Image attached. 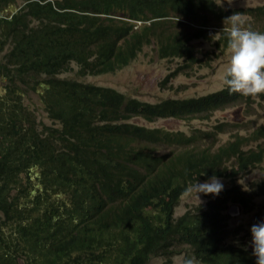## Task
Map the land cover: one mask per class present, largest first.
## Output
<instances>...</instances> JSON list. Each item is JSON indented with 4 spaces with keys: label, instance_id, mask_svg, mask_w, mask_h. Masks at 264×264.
<instances>
[{
    "label": "trees",
    "instance_id": "16d2710c",
    "mask_svg": "<svg viewBox=\"0 0 264 264\" xmlns=\"http://www.w3.org/2000/svg\"><path fill=\"white\" fill-rule=\"evenodd\" d=\"M216 5L0 0V264H147L153 258L175 264L179 255L194 256L199 264H256L244 249L246 240L236 243L239 234L232 236L222 211L228 202L249 209L264 197V183L247 189L237 183L240 174L264 161V125L250 137L232 135L220 145L217 130L225 132V125L195 128L189 136L132 123L138 116L208 119L232 103L248 105L251 96L223 90L152 104L83 81L132 64L151 41L160 58L190 57L191 67L198 62L193 41L234 13ZM240 12L253 17L248 29L264 33V5ZM197 19L204 29L190 28ZM31 94L53 127L38 121ZM202 139L212 141L210 148L196 147ZM167 142L175 151L158 154L156 147ZM214 175L228 179L233 189L175 218L185 189ZM64 189L68 197L61 192V206L57 196Z\"/></svg>",
    "mask_w": 264,
    "mask_h": 264
},
{
    "label": "rangeland",
    "instance_id": "374dc122",
    "mask_svg": "<svg viewBox=\"0 0 264 264\" xmlns=\"http://www.w3.org/2000/svg\"><path fill=\"white\" fill-rule=\"evenodd\" d=\"M215 1L217 4H219L216 6L221 7L222 9L231 10L234 13H240L244 22L243 26L246 28L250 26L253 17L250 15H243L240 11L243 10V12H247L249 9L264 5V0ZM219 24L221 26H225L224 22H220ZM253 25H256L255 22ZM189 26L195 31L203 27L201 20L195 21V25L189 24ZM216 30L217 26L212 25L209 30L211 35L208 39L214 40L216 42H210L207 40L202 42L200 39L196 41L197 51L200 52V54L197 55L200 59V64L197 62L198 64L196 63L195 65L191 66L190 70L186 69L177 71V69H180L178 67L183 64L181 60L182 57H173L172 59L160 58V48H158L157 42L151 41L150 44H147V47H143V49L138 52V58H135L136 61H134L130 66L114 74L89 76L83 78V81L104 87H112L131 97H136L144 102L152 104L161 102V100L164 99L184 100L187 98L200 97L219 91L226 85L224 81L227 76V69L231 53L229 50H226V46H224L222 42L221 44L217 42L221 40L224 35L226 36V32H222L223 29L220 28V30L217 32V35V33H214ZM206 53L209 54L207 55ZM73 76L74 73L63 75V77ZM165 79H168V81L165 82ZM163 83H165V86H162ZM167 84L171 89H164ZM3 92L4 90L2 89V85H0V94H3ZM30 97L31 104L38 108L40 118H42L46 124L52 126L53 123L47 118L39 97L35 94H31ZM260 97L261 94L251 96V105L254 112L253 114H249L250 109L244 110V107L237 106L232 107V109L227 111L218 112L208 119L202 118L200 116L204 121L200 119H163L155 123H149L144 120L136 119L134 122L148 128L158 126L174 131H186L188 133H190L195 128H216L218 125L226 124L224 128L226 132L219 134L220 145H223L228 140V134L229 137L232 135L235 136L236 133H240L243 136L246 134L245 136L250 137L256 128V132L262 128L264 125V98ZM233 129L239 130L230 133V131ZM217 131L220 133V130ZM258 138H261V136H258ZM259 143L260 142L253 143V147H256ZM159 147L161 149L159 152L160 154L169 151V147L167 145H160ZM220 180L224 185V190L230 189L231 182L228 179L221 178ZM258 181L264 182V164L259 167L257 166L252 168L247 173H243V175L238 178L237 183L240 185H245L247 189L251 187L252 183ZM204 182L206 181L199 183ZM256 186H259V184H256L254 187ZM200 201L196 197L195 193H192L191 196H183L176 210V216L180 217V215L182 216L188 210L195 209L198 206L202 207L203 205L201 204L212 202L209 201V196L206 198V196L203 194H200ZM233 205H236V207L235 210H233L234 213L231 215L230 209ZM205 210L210 212V207L207 206ZM226 215L229 216L228 219L231 221V223H228V228L230 230L234 231V233H237L239 229L241 234L247 233V235H251L252 237L250 231L252 225L264 222V197H260L255 200L249 209L244 208L242 205L231 203L228 210H226ZM98 239L101 246H106L99 236ZM98 239H93V241L98 244ZM180 252L184 253L183 249H180ZM174 253H177L176 250H174ZM183 259L184 256L179 255V257L174 259L175 264H182ZM147 264H162V260L159 258H153L148 261Z\"/></svg>",
    "mask_w": 264,
    "mask_h": 264
},
{
    "label": "clouds",
    "instance_id": "9594fccd",
    "mask_svg": "<svg viewBox=\"0 0 264 264\" xmlns=\"http://www.w3.org/2000/svg\"><path fill=\"white\" fill-rule=\"evenodd\" d=\"M243 24L244 22L240 13H234L224 20L225 27L222 32H226L228 35L227 48L231 53V57L227 69V76L224 81L226 85L223 89L213 93L229 90L230 93H238L245 96H256L261 94V97L264 98V33L250 30L244 27ZM181 60L183 64L178 67L180 69H177V71L190 70L191 67L188 61L193 60H191L190 57ZM199 61L200 59L198 58V62ZM232 106L233 103L225 107L226 111L232 109ZM246 108L250 109L249 114L254 113L251 104ZM262 129L263 127L260 130ZM237 130L239 129H233L230 133ZM210 133H214V130ZM254 134L255 133L251 135ZM191 135L192 133H189V136ZM235 135L240 136L241 134L236 133ZM227 138L229 140V134ZM211 145V140L202 139L197 143L196 147L208 149ZM230 162L231 160L226 163L230 164ZM230 189L233 188L230 187ZM223 190L224 185L222 181L214 175L210 180L204 183H199L197 181L195 184H190L181 195L191 196L192 193H195L200 201V194L205 196H219ZM228 203L227 209L223 208L225 209L222 211L223 215H226V210H228L231 204V202ZM235 207L236 205L232 206L233 209H235ZM231 211L233 212V210ZM229 223H231L230 220ZM250 231L252 234V254L256 257V264H264V222L252 225ZM237 234H241L239 229ZM235 235L236 233L232 231V236ZM241 236H247V233H243ZM241 240H243V237ZM182 264H199V261L193 256L184 258Z\"/></svg>",
    "mask_w": 264,
    "mask_h": 264
},
{
    "label": "bare ground",
    "instance_id": "6f19581e",
    "mask_svg": "<svg viewBox=\"0 0 264 264\" xmlns=\"http://www.w3.org/2000/svg\"><path fill=\"white\" fill-rule=\"evenodd\" d=\"M194 21H198V19L197 20H194ZM193 22V21H192ZM213 26L215 25V26H217V30H216V32H214V33H217L219 30H220V28H222V29H224V27L225 26H221L219 23H214V24H212ZM210 28H211V26L209 27V29H207V31H208V33H206V34H201V35H199L200 36V40L202 41V42H204V41H210V42H216V41H214V40H208L209 39V36L211 35L210 34ZM202 29H204V27H202ZM213 30V29H212ZM218 34V33H217ZM226 34V36L224 35L223 37H222V39L221 40H219V41H217V42H219L220 44H221V42H222V44L224 45V46H226V50H228V48H227V40H228V35H227V33H225ZM214 36V35H213ZM214 38V37H213ZM218 38V37H217ZM199 39H196V40H194L193 41V45H194V47H195V49H196V56L198 55V54H200V52H198L197 51V46H196V41L197 40H199ZM217 46V45H216ZM214 47V46H213ZM221 47V46H220ZM217 49V48H216ZM221 49V48H220ZM222 50V49H221ZM225 50V51H226ZM223 51V50H222ZM224 51V52H225ZM217 52V51H216ZM224 52H221V53H224ZM226 53V52H225ZM207 54V53H206ZM212 54V53H211ZM203 55V54H202ZM208 55V54H207ZM214 55V54H213ZM217 55V54H216ZM220 56V55H219ZM204 57V56H203ZM212 57V56H211ZM216 57V56H215ZM205 58V57H204ZM197 59H198V56H197ZM206 59H208V58H206ZM205 60V59H204ZM209 60V59H208ZM198 64V63H197ZM199 64H200V61H199ZM131 65V64H130ZM130 65H128V66H130ZM128 66H126V67H128ZM193 66V65H192ZM126 67H124V68H126ZM124 68H122V69H124ZM122 69H119V70H117V71H114V72H110V73H106V74H114V73H116V72H118V71H120V70H122ZM106 74H103V75H106ZM95 76H99V75H95ZM0 85H2V89L4 90V88H3V84L2 83H0ZM96 85V84H95ZM107 88H112V87H107ZM112 89H114V88H112ZM115 90H117V89H115ZM118 91V90H117ZM118 92H120V91H118ZM120 93H123V92H120ZM123 94H125V93H123ZM127 95V94H126ZM129 96V95H128ZM129 97H131V96H129ZM134 98H136V97H134ZM137 100H139V101H141V102H144V101H142V100H140V99H138V98H136ZM251 101H252V98H251ZM144 103H147V102H144ZM252 103V102H251ZM251 103H248V105H250ZM248 105H246V104H243V105H237V106H240V107H244V110H249V109H247L246 107L248 106ZM237 106H235V107H237ZM44 109V108H43ZM36 110H37V114H38V116H39V118H38V121L40 122V123H45L46 124V122H44V120L42 119V118H40V115H39V113H38V108H36ZM221 111H226V109H222V110H219V111H217V112H215L212 116H214L216 113H218V112H221ZM45 112V111H44ZM45 114H46V116H47V118L49 119V117H48V115H47V113L45 112ZM211 116V117H212ZM136 119H139V120H144V121H146V122H149V123H155V122H157V121H160V120H163V119H175V120H180L179 118H174V117H171V118H163V119H157V120H151L150 118H146V116H138V117H135L133 120H132V123L134 124V125H138V126H141V127H144V128H147V129H155V128H158L157 130H159V131H161L162 133L163 132H167V133H173V132H177V133H179V132H184V133H186L187 135H189V133L188 132H186V131H174V130H170V129H167V128H164V127H158V126H154L153 128H148V127H145V126H142V125H140V124H137V123H135L134 121L136 120ZM149 121H148V120ZM50 120V119H49ZM193 120H197V119H193ZM47 121V120H46ZM52 121V120H51ZM53 122V121H52ZM50 123V122H49ZM43 125V124H42ZM46 125H48L49 126V124H46ZM221 125H225L226 126V124H221ZM44 126V125H43ZM54 126V124L52 125V127ZM218 126H220V125H218ZM225 126H224V128H225ZM38 127V126H37ZM35 127H33V129H34ZM31 129V128H30ZM255 130H257V128L255 129ZM41 131V130H40ZM44 132H46V130H44ZM220 133L219 134H222V133H225V132H221V131H219ZM36 133V132H35ZM26 134V133H25ZM27 134H28V132H27ZM45 134V133H44ZM51 134V133H50ZM174 134V133H173ZM23 135V134H22ZM30 135V134H29ZM40 135V134H39ZM20 136V135H19ZM37 136V135H36ZM241 136H243V135H241ZM245 136V135H244ZM29 137V136H28ZM247 137V136H246ZM21 138V137H20ZM34 138V137H33ZM52 138V137H51ZM23 139H25L24 137H23ZM29 139H31V137H29ZM3 141H6V140H4L3 139ZM9 141V140H8ZM11 141H12V139H11ZM24 141V140H23ZM23 141H21V142H23ZM34 141V140H33ZM54 141V140H53ZM18 142H19V140H18ZM29 142V141H28ZM31 142V141H30ZM44 142H45V139H44ZM8 143V142H7ZM23 143H27V142H23ZM38 143V142H37ZM5 144V142L3 143V145ZM19 144V143H18ZM22 144V143H21ZM39 145H40V143H38ZM52 144V143H51ZM156 144V143H155ZM161 144V143H160ZM11 145V144H10ZM29 145V144H28ZM44 145V144H43ZM53 145V144H52ZM168 147H169V151L168 152H166V153H169V152H174L175 151V149H176V145L174 146L173 144H170V143H168L167 142V144H166ZM224 145V144H223ZM0 146H2V145H0ZM8 147H9V145H7ZM22 146H23V144H22ZM34 146V145H33ZM32 146V147H33ZM38 146V145H37ZM56 146V145H55ZM44 147V146H43ZM216 147H219V146H216ZM3 148V147H2ZM5 148H6V146H5ZM5 148H3V150L5 149ZM24 147H22V149H23ZM39 148H40V146H39ZM46 148H48V147H46ZM157 148V153L158 154H160L159 152L161 151V149H160V147L159 146H157L156 147ZM7 149V148H6ZM34 150L36 149V148H33ZM41 149H43L42 147H41ZM45 149V148H44ZM58 149V148H57ZM20 150V149H19ZM23 150H25V148L23 149ZM48 150V149H47ZM36 151H37V149H36ZM45 151V150H44ZM49 152H50V150H48ZM151 151V150H150ZM20 152H23V151H21L20 150ZM38 152V151H37ZM46 152V151H45ZM26 154H27V152H25ZM30 153H31V150H30ZM30 153H28V154H30ZM32 153H33V151H32ZM40 154V153H39ZM41 154H43V153H41ZM65 154H67V153H64V155ZM162 154H165V153H161L160 155H162ZM21 155V154H20ZM31 155V154H30ZM33 155V154H32ZM38 155V154H37ZM72 155V154H71ZM25 156V155H24ZM29 156V155H28ZM44 156V155H43ZM66 156H68V155H65V157ZM26 157V156H25ZM34 157V156H33ZM37 158H38V156H37ZM49 159V158H48ZM53 159V158H52ZM73 159V158H72ZM264 159V158H263ZM38 160H40V157H39V159ZM49 160H51V159H49ZM49 160H47V161H49ZM69 160V159H68ZM36 161V160H35ZM34 161V162H35ZM57 161V160H56ZM37 162V161H36ZM53 162V161H52ZM58 162V161H57ZM56 162V163H57ZM262 162V161H261ZM44 163V162H43ZM42 162H41V165L43 164ZM48 164L49 162H46L45 161V163H44V165L45 164ZM258 163V162H257ZM37 164H39V162L37 163ZM36 164V165H37ZM50 164H51V162H50ZM49 164V165H50ZM61 164V163H60ZM262 164H264V161L261 163V164H257V165H255V166H253V168H255V167H259V166H261ZM47 166V165H46ZM56 166V165H55ZM60 166H63V165H60ZM44 167V166H43ZM58 167V166H57ZM40 168H42V166L40 167ZM47 169H49V168H47ZM52 169V168H51ZM50 169V170H51ZM56 169H58L59 170V168H56ZM61 169H63V168H61ZM252 168H250L249 170H247L246 172H244V173H247L248 171H250ZM40 170V169H39ZM44 171V170H43ZM53 171H55V169L53 170ZM47 172V171H46ZM71 172V171H70ZM51 173V172H50ZM69 174V173H68ZM70 174H72V173H70ZM55 175V174H54ZM241 175H243V174H240L238 177H240ZM64 176H65V174H64ZM69 176V175H68ZM48 177V176H47ZM56 177V176H55ZM50 178V177H49ZM57 178H58V176H57ZM65 177H63L62 179H54V180H52L54 183H57V182H59L60 180H63ZM53 179V178H52ZM66 179V178H65ZM70 179H72V180H75L73 177H72V175L70 176ZM198 182H203L202 180H200V181H198ZM262 183H264V182H261V181H258V182H255V183H252V185L253 186H255L256 184H259V186L262 184ZM258 186H256V187H254V188H257ZM63 193V195L64 196H66V197H68V195H67V190L66 189H64L63 191H60V193ZM58 194V202L57 203H59L61 206H62V199H63V195H62V193L61 194ZM57 194V193H56ZM56 194H54V195H56ZM53 195V196H54ZM183 197V196H182ZM208 196H206V198H207ZM262 197V196H261ZM260 198V197H259ZM67 199V198H66ZM89 199V198H88ZM182 199V198H181ZM181 199H180V201H181ZM258 199V197L255 199V200H257ZM53 201H56V200H53ZM88 201V200H87ZM208 201V200H207ZM86 203H88V202H86ZM180 203V202H179ZM208 203V202H207ZM206 203V204H207ZM225 203H227V202H225ZM232 203V202H231ZM53 204V203H52ZM56 204V203H55ZM206 204H201V205H203V206H205ZM54 205V204H53ZM82 206V205H81ZM179 206V205H178ZM178 206L176 207V209H175V212H176V210H177V208H178ZM57 207V206H56ZM84 208H85V206H83ZM199 207V206H198ZM59 208V207H58ZM192 208V207H191ZM190 208V209H191ZM247 208V207H246ZM196 209V208H195ZM248 209V208H247ZM254 209V208H253ZM79 210H81V209H79ZM230 210H235V209H233V208H231ZM229 210V211H230ZM252 210V209H251ZM234 212V211H233ZM250 212V211H249ZM232 215V214H231ZM181 216V215H180ZM175 218H179V217H177L176 216V214H175ZM229 223V222H228ZM237 229V228H236ZM235 229V230H236ZM240 232V231H239ZM230 237H232V236H230ZM242 239V237L240 236V235H238V240H237V242L236 243H238L240 240ZM244 240H246V244H245V246H244V249L245 250H247V251H250V252H252V246H251V242H252V237H251V235H247V236H243V240H241V241H243L244 242ZM230 241V240H229ZM242 245V244H241ZM239 247V246H238ZM242 248H243V246H241ZM256 258V257H255ZM175 262V261H174Z\"/></svg>",
    "mask_w": 264,
    "mask_h": 264
},
{
    "label": "water",
    "instance_id": "95a60500",
    "mask_svg": "<svg viewBox=\"0 0 264 264\" xmlns=\"http://www.w3.org/2000/svg\"><path fill=\"white\" fill-rule=\"evenodd\" d=\"M231 214H233V212L231 211Z\"/></svg>",
    "mask_w": 264,
    "mask_h": 264
}]
</instances>
